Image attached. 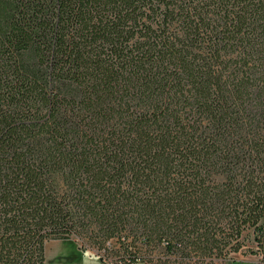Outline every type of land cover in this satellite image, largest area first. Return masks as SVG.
<instances>
[{
    "label": "trees",
    "instance_id": "trees-1",
    "mask_svg": "<svg viewBox=\"0 0 264 264\" xmlns=\"http://www.w3.org/2000/svg\"><path fill=\"white\" fill-rule=\"evenodd\" d=\"M72 237L264 264V0H0V264Z\"/></svg>",
    "mask_w": 264,
    "mask_h": 264
},
{
    "label": "rangeland",
    "instance_id": "rangeland-1",
    "mask_svg": "<svg viewBox=\"0 0 264 264\" xmlns=\"http://www.w3.org/2000/svg\"><path fill=\"white\" fill-rule=\"evenodd\" d=\"M46 264H118L109 259L104 251H97L83 245L81 239L49 240L45 243ZM243 264H257L253 255H240Z\"/></svg>",
    "mask_w": 264,
    "mask_h": 264
}]
</instances>
